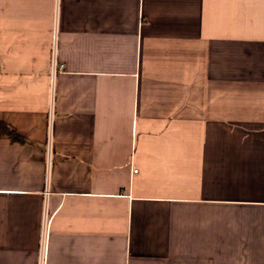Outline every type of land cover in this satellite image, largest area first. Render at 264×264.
Here are the masks:
<instances>
[{
    "label": "crops",
    "instance_id": "crops-1",
    "mask_svg": "<svg viewBox=\"0 0 264 264\" xmlns=\"http://www.w3.org/2000/svg\"><path fill=\"white\" fill-rule=\"evenodd\" d=\"M0 122V264H264V0H0Z\"/></svg>",
    "mask_w": 264,
    "mask_h": 264
},
{
    "label": "built area",
    "instance_id": "built-area-1",
    "mask_svg": "<svg viewBox=\"0 0 264 264\" xmlns=\"http://www.w3.org/2000/svg\"><path fill=\"white\" fill-rule=\"evenodd\" d=\"M53 55H52V58H51V74H52V79L55 80L57 74L59 72H62L64 69V65L63 64H60L59 63V60H58V38L55 36L54 38V41H53V45H52V52H51ZM55 84V83H54ZM52 85V98H54V95H55V85ZM53 99H51V104H50V113H49V120H48V125H49V133H48V138H47V152L48 154L52 153V149H53V130H54V103H53ZM46 228L47 226L49 225V218L47 216L46 218ZM43 244V256L41 254V258L39 260V264H45L46 263V247H45V240L43 238V241H42Z\"/></svg>",
    "mask_w": 264,
    "mask_h": 264
},
{
    "label": "trees",
    "instance_id": "trees-1",
    "mask_svg": "<svg viewBox=\"0 0 264 264\" xmlns=\"http://www.w3.org/2000/svg\"><path fill=\"white\" fill-rule=\"evenodd\" d=\"M1 137H7L15 143H24L23 138L17 134L16 131L10 127V125H6L2 122H0V138Z\"/></svg>",
    "mask_w": 264,
    "mask_h": 264
}]
</instances>
